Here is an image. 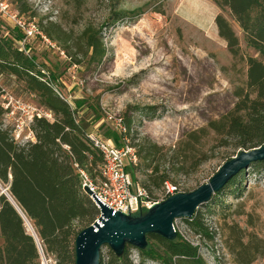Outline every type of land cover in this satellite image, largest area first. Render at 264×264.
Here are the masks:
<instances>
[{
  "label": "rangeland",
  "instance_id": "1",
  "mask_svg": "<svg viewBox=\"0 0 264 264\" xmlns=\"http://www.w3.org/2000/svg\"><path fill=\"white\" fill-rule=\"evenodd\" d=\"M6 1L8 11L36 25L51 27L53 23L74 33L87 23L102 29L106 55L99 65L75 64L60 41L47 35L54 46L36 35L27 39L23 47L36 57L46 73L52 74L56 88L69 101L84 98L86 104L97 107L94 115L91 110H83L94 137L114 144L106 131L118 132L112 118H121L123 124L130 121L126 139L136 151L148 142L155 143L159 150L158 160L153 164L166 171V181L176 188L175 193L191 191L208 181L222 163L239 152L231 145L219 146L218 138L211 132L196 145L203 153L200 164L192 167L189 160L183 162V155H188L185 143L189 133L232 109L236 93L246 90V56L264 61V57L246 46L243 33L228 10L217 7L212 0H201L206 5L200 0H120L116 9L124 15L112 23L111 0H78L79 3L25 0L29 9L25 13L19 12L14 0ZM211 4L227 18L237 35L241 60L228 52L216 33L214 21L209 24ZM4 18L1 16L2 21L16 29ZM207 22L206 29L193 24L206 26ZM0 84L3 93L37 104L36 96L28 93L15 77L0 75ZM96 116L100 119L94 121ZM11 123L10 119L3 120L10 129ZM123 162L129 166L126 158ZM148 172L141 167L136 169V181L146 189L151 201H161L163 185L158 189L149 186L150 190L143 185ZM91 178L99 184L97 175ZM238 187L235 191L233 186L225 188L198 208L207 235L200 234L182 218L174 221L176 232L197 247L202 260L196 264H245L238 252L249 245L254 251L249 264H264V162L245 168L238 176ZM142 209L137 214L146 211ZM98 216L99 213L94 220ZM150 242L154 240L147 239V245ZM100 261L101 264H162L141 257L139 250L131 245L124 262L117 261L109 247L103 246ZM54 263L53 256L39 250V264Z\"/></svg>",
  "mask_w": 264,
  "mask_h": 264
},
{
  "label": "trees",
  "instance_id": "2",
  "mask_svg": "<svg viewBox=\"0 0 264 264\" xmlns=\"http://www.w3.org/2000/svg\"><path fill=\"white\" fill-rule=\"evenodd\" d=\"M14 1L20 13L29 10L25 0ZM111 1L113 8L109 20L113 23L124 14L116 9L120 0ZM212 1L217 7L229 11V16L243 33L246 46L264 57V0ZM214 23L228 52L234 59L241 60L243 56L239 39L227 18L217 13ZM37 27L45 36L60 41L62 49L75 64L85 62L87 67L99 65L106 55L102 29L92 23H87L77 33L63 30L53 23L51 27L39 23ZM22 36L17 28L13 29L0 16V75L15 77L28 93L36 96L37 104H34L48 110L52 118H35L29 127L32 139L19 143L14 139L11 129L3 124L4 109L0 104V186L7 188L27 220L0 190V264H39V250L26 229V222L33 228L43 253L53 256L54 264H74L75 236L91 224L99 213L82 188L79 172L83 170L91 180L94 175L101 179L99 166L103 161L102 153L94 143L95 132L89 130L83 114L84 109L91 110L92 115L98 109L86 104L84 98L69 101L56 88L52 74L40 67L36 57L20 48ZM246 65V90L240 89L236 93L237 100L232 109L208 120L205 127L189 133L185 143V153L188 152V155H183V162L189 160L192 167L200 164L203 153L196 145L201 144V140L211 132L218 138L219 146L231 145L239 151L264 143V61L248 55ZM2 91L0 84V93ZM99 119L96 116L94 121ZM124 125L127 135L130 121L126 120ZM106 132L116 146L122 145L120 131L108 129ZM158 150L155 143L148 142L138 151L135 150L137 160L141 162L126 166L133 182H137L136 169L141 167L149 170V183L145 181L143 184L148 190L149 186L158 189L161 185L164 189L167 182L166 171H161L157 164H153L158 160ZM263 162L258 160L251 164L259 166ZM244 170L235 174L210 200L229 186L237 190L238 176ZM182 219L200 234H208L198 216V209L192 217ZM147 239H153L154 242H150L143 250L138 249L143 258L158 260L162 264H196L202 260L197 247L184 240L178 232L173 240L153 235H147ZM128 246L121 257L115 256L117 261L124 262L127 259ZM238 254L240 261L245 264H249L254 257L250 245L242 248Z\"/></svg>",
  "mask_w": 264,
  "mask_h": 264
},
{
  "label": "water",
  "instance_id": "3",
  "mask_svg": "<svg viewBox=\"0 0 264 264\" xmlns=\"http://www.w3.org/2000/svg\"><path fill=\"white\" fill-rule=\"evenodd\" d=\"M258 160H264V143L251 149L240 150L222 163L208 181L193 190L177 192L161 201L153 202L145 212H139L137 215L113 211L103 204L88 186H83L84 192L94 200L99 216L75 236L74 264H100V251L103 246L109 247L116 257L123 255L126 245L143 250L147 247V235L165 240L175 239L177 232L173 225L176 219L192 217L195 211L220 191L235 174ZM0 190L7 195L26 220L10 197L7 188L0 186ZM26 229L33 236L38 250L43 252L28 222Z\"/></svg>",
  "mask_w": 264,
  "mask_h": 264
},
{
  "label": "built area",
  "instance_id": "4",
  "mask_svg": "<svg viewBox=\"0 0 264 264\" xmlns=\"http://www.w3.org/2000/svg\"><path fill=\"white\" fill-rule=\"evenodd\" d=\"M8 5L6 0H0V16L3 19H5L4 17L9 19L10 23L23 34L22 39L19 41L20 48L22 47L23 51H25L23 45L26 40L36 35L54 46L33 21L8 11ZM5 94L3 91L0 93V104L4 109L3 120H11V132L17 142L23 143L31 140L32 133L29 127L32 121L35 118L51 119V113L34 103L7 94L5 96ZM109 119H111L110 116ZM112 119L116 122L118 131L122 133L123 143L121 146H116L109 140L93 137L94 143L100 149L103 157L102 164L99 166L101 179L99 184H96L83 170H79L82 187L88 186L96 197L113 211L135 214L142 208L147 209L153 201L148 198L145 188L132 181L130 173L126 170L127 165L124 164L123 159L126 158L129 165H135L137 154L135 148L127 143L126 128L121 118ZM175 189L173 185L165 182L163 199L174 194ZM92 201L94 202L93 199Z\"/></svg>",
  "mask_w": 264,
  "mask_h": 264
},
{
  "label": "crops",
  "instance_id": "5",
  "mask_svg": "<svg viewBox=\"0 0 264 264\" xmlns=\"http://www.w3.org/2000/svg\"><path fill=\"white\" fill-rule=\"evenodd\" d=\"M205 2H208V0H204ZM204 1H199L200 3L202 2H204ZM204 2V3H205ZM205 5H206V3H205ZM209 7V10H210V17L208 18L209 19V24L211 25V23L214 21V17H215V15L218 13V10L215 8L214 9V7H213V5L211 4V5H208ZM213 8V9H212ZM208 22H207V24H206V26H203L202 24L201 25H197L196 23H193L195 26H197L198 28H200V29H206L207 28V25H208ZM216 33H217V29H216Z\"/></svg>",
  "mask_w": 264,
  "mask_h": 264
}]
</instances>
